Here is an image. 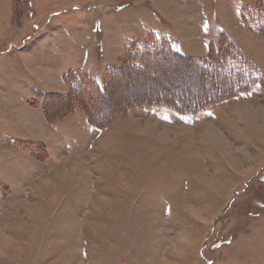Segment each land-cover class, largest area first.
I'll return each instance as SVG.
<instances>
[{
  "label": "rangeland",
  "instance_id": "374dc122",
  "mask_svg": "<svg viewBox=\"0 0 264 264\" xmlns=\"http://www.w3.org/2000/svg\"><path fill=\"white\" fill-rule=\"evenodd\" d=\"M262 28L264 0H0V264H264ZM223 37L259 81L196 114L164 100L98 129L65 102L79 71L115 82L133 45L203 60ZM182 67L119 93L194 97Z\"/></svg>",
  "mask_w": 264,
  "mask_h": 264
},
{
  "label": "trees",
  "instance_id": "16d2710c",
  "mask_svg": "<svg viewBox=\"0 0 264 264\" xmlns=\"http://www.w3.org/2000/svg\"><path fill=\"white\" fill-rule=\"evenodd\" d=\"M260 33L264 35V28L260 30ZM225 40L223 37L219 44L211 45L208 57L203 60L182 55L169 47L168 44L166 46V43L162 41H160L161 45L149 46V48H146L145 45H133V52L126 65L116 72L118 79H115V82L111 80L110 83L105 78L96 79L86 71H79L76 75L74 74L79 79V83L76 87L70 86V92L65 102L70 105H82L86 110L89 123L98 129L106 128L118 111H129L134 106L144 104L158 105L164 100H167L171 107L184 116L196 114L211 103H220L248 92L251 85L259 81L255 73V66L244 58L232 42L228 41L229 43H227ZM226 45H228V51H225ZM152 48L155 49L150 50ZM171 63L183 64L182 69L176 70L177 72L185 71L188 68L186 65H189L191 74L197 72L201 86L194 95L196 99L193 96H177L178 92L183 90L181 82L172 90L170 87L169 89L156 87L146 95L138 94L131 97L119 93L124 90L125 84L137 82V77L149 83L153 80L152 75H142L141 77L143 72L155 73L159 66ZM233 63L243 67V71L235 73L237 68L232 69ZM227 71L233 73L227 76ZM74 75L70 74L67 81L70 82V77ZM192 86H196V83H191L190 87L187 86L185 90H191ZM200 93L203 96H199ZM102 105H109L111 109L106 113L102 112L99 109Z\"/></svg>",
  "mask_w": 264,
  "mask_h": 264
}]
</instances>
